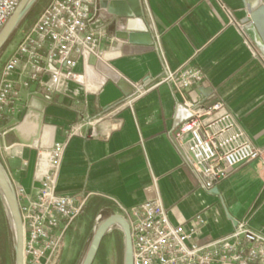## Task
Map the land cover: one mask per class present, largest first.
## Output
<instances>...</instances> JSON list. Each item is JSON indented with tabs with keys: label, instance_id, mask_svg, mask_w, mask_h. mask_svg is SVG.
Masks as SVG:
<instances>
[{
	"label": "crops",
	"instance_id": "obj_1",
	"mask_svg": "<svg viewBox=\"0 0 264 264\" xmlns=\"http://www.w3.org/2000/svg\"><path fill=\"white\" fill-rule=\"evenodd\" d=\"M102 1L95 0L91 24L101 35L99 56L79 58V81L63 82L47 99L41 87H22L23 76L13 74L20 102L0 122V160L14 187L36 199L49 151L66 142L55 191L85 199L81 213L123 214L159 196L173 224L203 216L202 242L241 221L264 235V54L242 29L244 0ZM98 61L131 85V94ZM183 63L203 76L186 97L223 103L261 151L211 189L172 134L183 117L181 96L157 81L165 67Z\"/></svg>",
	"mask_w": 264,
	"mask_h": 264
},
{
	"label": "built area",
	"instance_id": "obj_2",
	"mask_svg": "<svg viewBox=\"0 0 264 264\" xmlns=\"http://www.w3.org/2000/svg\"><path fill=\"white\" fill-rule=\"evenodd\" d=\"M20 0H0V31ZM95 0H51L18 41L0 71V122L20 102V84H36L51 99L62 83L79 81L75 67L80 57H98L101 35L91 24ZM245 28V23L241 21ZM199 68L183 63L165 67L158 83H168L181 96L182 120L172 129L183 141L187 158L203 187L214 188L239 165L261 156L245 135L234 114L223 103L205 105L186 97L202 80ZM66 142H56L48 153L45 173L36 199L15 187L24 228V264H56L66 231L82 212L85 199L55 191ZM132 239V264H264V235L241 221L224 237L201 241L203 216L189 225L173 224L161 199L146 200L122 214Z\"/></svg>",
	"mask_w": 264,
	"mask_h": 264
},
{
	"label": "water",
	"instance_id": "obj_3",
	"mask_svg": "<svg viewBox=\"0 0 264 264\" xmlns=\"http://www.w3.org/2000/svg\"><path fill=\"white\" fill-rule=\"evenodd\" d=\"M36 1L37 0H20L17 7L0 31V50L9 40L21 21L29 13ZM244 4L248 15L242 22L245 23V28L247 29L248 33L251 35L257 46L264 54V0H244ZM101 5L106 6L107 1L103 0ZM97 67L103 70L109 77L117 82L118 86L126 95L131 94L133 87L121 79L119 75L107 68L101 61H98ZM0 196L5 202L13 225L12 238L14 262L15 264H24L23 220L14 184L1 160ZM113 226H118L123 234V264H132V239L130 227L127 219L120 213H112L98 224L81 264H93L104 236Z\"/></svg>",
	"mask_w": 264,
	"mask_h": 264
},
{
	"label": "rangeland",
	"instance_id": "obj_4",
	"mask_svg": "<svg viewBox=\"0 0 264 264\" xmlns=\"http://www.w3.org/2000/svg\"><path fill=\"white\" fill-rule=\"evenodd\" d=\"M51 0H37L29 14L21 21L9 40L0 50V71L22 35L30 29L40 13ZM104 213L87 211L80 213L70 225L64 246L56 264H81L98 224L106 218ZM13 225L2 197L0 196V264H15L13 251ZM123 234L113 226L104 236L97 258L93 264H123Z\"/></svg>",
	"mask_w": 264,
	"mask_h": 264
},
{
	"label": "trees",
	"instance_id": "obj_5",
	"mask_svg": "<svg viewBox=\"0 0 264 264\" xmlns=\"http://www.w3.org/2000/svg\"><path fill=\"white\" fill-rule=\"evenodd\" d=\"M28 14H29V13H28ZM28 14H27V15H28ZM27 15H26V16H27ZM99 250H100V249H99ZM98 253H99V251H98ZM98 253H97V256H98ZM97 256H96V258H97Z\"/></svg>",
	"mask_w": 264,
	"mask_h": 264
},
{
	"label": "flooded vegetation",
	"instance_id": "obj_6",
	"mask_svg": "<svg viewBox=\"0 0 264 264\" xmlns=\"http://www.w3.org/2000/svg\"><path fill=\"white\" fill-rule=\"evenodd\" d=\"M101 244H102V243H101ZM100 248H101V245H100ZM100 248H99V249H100ZM98 251H99V250H98Z\"/></svg>",
	"mask_w": 264,
	"mask_h": 264
}]
</instances>
